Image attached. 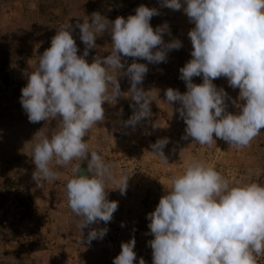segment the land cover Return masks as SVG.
<instances>
[{"label": "clouds", "instance_id": "9594fccd", "mask_svg": "<svg viewBox=\"0 0 264 264\" xmlns=\"http://www.w3.org/2000/svg\"><path fill=\"white\" fill-rule=\"evenodd\" d=\"M159 3L182 10L194 25L187 33L191 59L179 69L186 91L164 90L166 102L179 105L175 112L186 126L182 139L211 146L215 137L237 149L250 146L264 129V0ZM134 12L111 21L94 12L90 19L62 25L38 56L19 99L30 123L59 118L58 131L50 136L40 130L35 134L39 139L31 149L33 180L37 184L58 179L59 172L50 167L53 161L57 166L78 161L65 191L68 207L79 217L80 242L89 245L108 232L107 227L91 226L107 225L118 209V201L107 198L106 184L113 183L122 196L128 188L129 177L117 179L113 165L97 151L90 152L84 139L105 120V103L116 104L121 97L118 77L109 69L128 78L132 115L122 125L135 129L152 117L149 91L139 87L149 71L147 64L166 63L168 53L183 46L177 38L165 42V35L171 37L167 22L155 29L151 26V19L160 15L157 8L141 4ZM76 29L85 46L82 55L72 34ZM105 33L110 36V52L89 62L86 57ZM126 58L133 62L128 64ZM194 77H201L202 83H193ZM221 77L239 90L236 100L213 83ZM229 103L235 113L228 111ZM152 127L158 128L156 123ZM169 142L167 137L157 139L150 153L168 163L163 149ZM82 162L90 175L82 174ZM146 219L153 237L148 241L152 264H257L256 257L264 254V186L256 182L232 185L214 166L196 159L169 179L168 189ZM84 229H89L86 237ZM135 244L134 238L121 242L112 264H146L137 258Z\"/></svg>", "mask_w": 264, "mask_h": 264}, {"label": "rangeland", "instance_id": "374dc122", "mask_svg": "<svg viewBox=\"0 0 264 264\" xmlns=\"http://www.w3.org/2000/svg\"><path fill=\"white\" fill-rule=\"evenodd\" d=\"M141 4L159 10L160 15L150 21L154 29L165 22L170 26L171 37L165 35V42L177 38L183 46L170 51L166 63L153 65L136 60L146 63L149 69L139 87L149 91L152 117L135 129L122 125L132 115L128 78L109 69L118 77L121 97L116 104L105 103V120L94 125L84 139L90 152L97 151L113 165L117 179L122 175L129 177L128 188L122 196L113 183L106 184L107 198L118 201V209L107 225L100 222L91 226L107 227L108 232L102 240H93L89 245L80 242L79 217L68 207L65 191L66 180L74 176L73 167L78 161L67 166H57L53 161L50 167L59 172L58 179L37 184L33 180L31 149L39 139L35 134L40 130L50 136L58 131L59 118L30 123L19 103L21 89L27 75L37 67L38 56L50 46L51 38L62 25L90 19L94 12L110 21L118 16L127 18ZM192 27L182 10L160 7L159 0H0V264H112L121 242L131 238L136 241L137 258L152 264L148 241L153 237L146 215L165 194L169 179L183 173L193 159L214 166L232 185L256 182L264 186V129L243 149L215 137L211 146L182 139L186 126L175 112L179 105H169L164 90L171 87L181 93L186 91L179 69L191 59L187 33ZM72 34L78 55H82L85 46L79 40L78 29ZM110 43L107 33L98 36L97 47L90 50L86 59L91 62L96 55L106 56ZM126 59L128 64L133 62V58ZM193 83H202V78L194 77ZM213 83L224 88L233 100L238 98L239 90L229 87L226 78ZM228 111H236L231 103ZM154 123L158 128L152 127ZM164 137L170 140L163 149L168 163L150 153V145ZM81 165L87 168L86 162ZM88 231L83 230L84 237ZM256 259L257 264H264V254Z\"/></svg>", "mask_w": 264, "mask_h": 264}, {"label": "water", "instance_id": "95a60500", "mask_svg": "<svg viewBox=\"0 0 264 264\" xmlns=\"http://www.w3.org/2000/svg\"><path fill=\"white\" fill-rule=\"evenodd\" d=\"M82 174L88 175L87 168L85 165H81Z\"/></svg>", "mask_w": 264, "mask_h": 264}, {"label": "trees", "instance_id": "16d2710c", "mask_svg": "<svg viewBox=\"0 0 264 264\" xmlns=\"http://www.w3.org/2000/svg\"><path fill=\"white\" fill-rule=\"evenodd\" d=\"M5 81H7V78H5Z\"/></svg>", "mask_w": 264, "mask_h": 264}]
</instances>
